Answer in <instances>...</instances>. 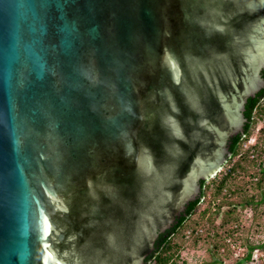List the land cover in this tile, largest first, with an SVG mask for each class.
I'll use <instances>...</instances> for the list:
<instances>
[{
	"label": "water",
	"instance_id": "1",
	"mask_svg": "<svg viewBox=\"0 0 264 264\" xmlns=\"http://www.w3.org/2000/svg\"><path fill=\"white\" fill-rule=\"evenodd\" d=\"M262 69L264 0H0V264H144Z\"/></svg>",
	"mask_w": 264,
	"mask_h": 264
},
{
	"label": "trees",
	"instance_id": "2",
	"mask_svg": "<svg viewBox=\"0 0 264 264\" xmlns=\"http://www.w3.org/2000/svg\"><path fill=\"white\" fill-rule=\"evenodd\" d=\"M261 74L264 80V70ZM243 114L246 122L242 132L237 133L228 140V150L231 156L226 164L212 179L199 180V195L184 206V210L174 217L169 228L158 234L153 245V250L146 257L144 264H176L175 257L180 251L181 246L174 240L187 226L190 227L189 233L193 235V233L197 231L196 225H198L200 221H204L206 226L209 225L213 228L215 218L220 215L223 221L220 222L219 226L225 228L229 223L235 226L238 220L233 214L237 208L243 209L247 206L255 207V202L253 200L254 196L248 198L244 195L247 186L250 187V190L256 191V193L259 194V200L256 202L257 204H261L264 200V162L261 159L264 155V149L260 150L259 144H256L250 147L247 153L241 154L242 142L253 134L257 121L264 116V88L254 97L248 98ZM261 132L263 133L264 129L261 130ZM237 156H239V160L234 162L225 172V166L230 164ZM238 173L242 174V176L237 175ZM238 177H240V179L236 181ZM229 180L230 185L236 181L235 186L231 185V187L228 185ZM208 192L209 197L207 198L206 195ZM220 195H225L224 199H228V196H238L239 201L234 205L233 202H229V204L215 203V199ZM203 202L207 205L201 210L200 207ZM224 205H227V208L221 210L222 207H226ZM212 207H214V209ZM211 208L213 210L212 212ZM197 219L199 221L196 222ZM229 229L230 231L227 230L225 232V237H232V243L239 242L240 247H245L246 249L244 256L233 264L249 262L256 250L264 249V242L254 245L242 243L238 236L233 237L236 229ZM197 237L198 236H196V241L194 239V243L197 242ZM214 247L216 250L220 246L216 245Z\"/></svg>",
	"mask_w": 264,
	"mask_h": 264
},
{
	"label": "rangeland",
	"instance_id": "3",
	"mask_svg": "<svg viewBox=\"0 0 264 264\" xmlns=\"http://www.w3.org/2000/svg\"><path fill=\"white\" fill-rule=\"evenodd\" d=\"M263 129L264 116L257 121L253 134L242 142L241 154L247 153L249 148L256 144H259L260 150L264 149V132H261ZM261 159L264 162V155ZM238 160L239 156L235 157L230 164L225 166L224 171L226 172L227 169ZM237 175L242 176V174L239 173ZM236 179V181H239L240 177ZM235 182L231 185L235 186ZM228 185H230V180L228 181ZM246 189L244 195L248 198L254 196L253 200L256 204H254L255 207L247 206L243 209L237 208L233 214L238 220L235 226H232L230 223L227 224L225 228L219 226L220 222L223 221L220 215L215 218L213 228L209 225L206 226L204 221H200L198 225H196L197 231L194 232L193 235L189 233L190 227H185L174 240L181 246L180 251L175 257L176 264H233L239 261L246 253V249L245 247H240L239 242L232 243V237H225V232L227 230L230 231L229 228L236 229L233 237L238 236L242 243L254 245L264 242V200L261 204H257L256 202L259 200V194L256 193V191L250 190L248 186ZM206 197H209V192ZM224 197L225 195L218 196L217 199H215V203L229 204V202H233L234 205L239 201L238 196H228V199H224ZM206 205L207 204L203 202L200 209L202 210ZM224 206L226 207H222L221 210L227 208V205ZM212 208L214 209V207ZM212 208L211 212L213 211ZM197 221L199 220L197 219L196 222ZM196 236H198V240L194 243V239L196 241ZM216 245L220 246L216 249L217 251L214 247ZM242 264H264V249L256 250L253 253L251 261L246 263L243 262Z\"/></svg>",
	"mask_w": 264,
	"mask_h": 264
},
{
	"label": "flooded vegetation",
	"instance_id": "4",
	"mask_svg": "<svg viewBox=\"0 0 264 264\" xmlns=\"http://www.w3.org/2000/svg\"><path fill=\"white\" fill-rule=\"evenodd\" d=\"M263 70H264V69H262L261 72H262ZM261 72H260V75H261V78H262V74H261ZM262 79H263V78H262ZM261 90H262V89H261ZM261 90H259L256 94H258ZM256 94H255V95H256ZM227 159H228V158H227Z\"/></svg>",
	"mask_w": 264,
	"mask_h": 264
},
{
	"label": "clouds",
	"instance_id": "5",
	"mask_svg": "<svg viewBox=\"0 0 264 264\" xmlns=\"http://www.w3.org/2000/svg\"><path fill=\"white\" fill-rule=\"evenodd\" d=\"M228 159H229V158H228ZM228 159H227V160H228ZM226 162H227V161H226ZM225 164H226V163H225ZM225 164H224V165H225ZM224 165H223V166H224ZM223 166H222V167H223ZM222 167H221V168H222ZM220 170H221V169H220ZM220 170H219L217 173H219ZM217 173H216V174H217ZM216 174H215V175H216ZM215 175H213L211 178H213Z\"/></svg>",
	"mask_w": 264,
	"mask_h": 264
}]
</instances>
